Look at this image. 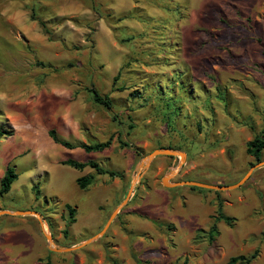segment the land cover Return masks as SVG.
<instances>
[{
	"label": "rangeland",
	"instance_id": "374dc122",
	"mask_svg": "<svg viewBox=\"0 0 264 264\" xmlns=\"http://www.w3.org/2000/svg\"><path fill=\"white\" fill-rule=\"evenodd\" d=\"M91 86L111 110L91 101ZM50 129L111 145L66 149ZM0 130L12 133L0 139V182L8 167L18 175L0 211L40 214L0 216V264H226L256 250L250 264H264V166L237 189L196 191L164 186L180 157L158 156L103 235L70 252L46 238L70 248L97 235L160 147L186 154L171 182L231 185L256 164L245 145L264 133V0H0ZM68 158L123 178L97 175L80 190L76 178L94 170L59 164ZM220 212L230 225L201 238Z\"/></svg>",
	"mask_w": 264,
	"mask_h": 264
},
{
	"label": "trees",
	"instance_id": "16d2710c",
	"mask_svg": "<svg viewBox=\"0 0 264 264\" xmlns=\"http://www.w3.org/2000/svg\"><path fill=\"white\" fill-rule=\"evenodd\" d=\"M30 19L31 21H36L38 25L40 26L42 32L47 35L48 37H51V31L48 29L46 23L38 18L36 16V12L34 7L30 9ZM128 40V39H127ZM127 40H122V41H127ZM120 75V72L113 78V82L116 83L118 81V77ZM113 83V84H114ZM127 88H121L120 91L126 90ZM160 90V89H159ZM183 91V89H181ZM85 91L90 97L91 101L97 105H100L104 107L106 110H111L113 107L112 100L107 97V96H102L100 92L95 89L93 86L90 88H85ZM184 92V91H183ZM134 93L130 94V97L135 98ZM165 96V95H164ZM158 99H162V96H158ZM11 131H5V130H0V139L6 136H11ZM49 138L53 141V143L58 144L66 149H75V148H80L82 149L85 153H100L104 150H106L110 145H111V139H108L105 142H94V143H79V144H73L70 143L66 140L61 139L55 129H50L47 132ZM164 148V147H160ZM246 154L252 158H254L257 162H260V156L262 151L264 150V133H260L258 135H255L251 140H249L246 145ZM167 149H170L167 147ZM136 155L139 156V153L136 152ZM62 165L69 166L73 169L83 171L86 167H90L91 169L94 170V173H89L86 175H83L81 177H78L75 182L77 187L80 190H87L88 187L93 183L95 176L97 175H109L110 177H117L119 179L123 178V173L122 172H116V171H111V170H106L102 168L98 163H96L93 160H88L87 162H79L77 160L68 158L64 159L59 162ZM18 175L14 171L13 168L8 167L4 175L1 179L0 182V196L6 195L10 189L11 185L17 180ZM34 187V186H33ZM36 189V188H35ZM191 190H196V191H204V189L196 188V187H191ZM39 190L36 189V199L39 195ZM65 209L68 211V223L67 225L70 226L71 224L75 223L76 218V208L66 204ZM218 210H220V206H218ZM222 220L228 225H230L232 219L223 215L221 212L219 214L218 219H214L213 223L210 225L209 229L207 231L199 230V235L201 238H206L209 242H213L215 238L219 235V231L217 228V223ZM64 237L68 236V231L64 230L63 231ZM199 238V237H198ZM258 255V251L256 250L252 255L246 257V256H236V257H231L227 261L226 264H250ZM109 261L114 262L110 257L108 258ZM41 264H51L50 261L47 262H42Z\"/></svg>",
	"mask_w": 264,
	"mask_h": 264
},
{
	"label": "water",
	"instance_id": "95a60500",
	"mask_svg": "<svg viewBox=\"0 0 264 264\" xmlns=\"http://www.w3.org/2000/svg\"><path fill=\"white\" fill-rule=\"evenodd\" d=\"M158 156H168V157L178 156V157H180L179 162L176 165V167L173 168L164 178H162L161 183L168 188L180 187V186H189V187H196V188H200V189L214 190V191L233 190V189H237V188L243 186L249 180V178L251 177L254 170L264 166V161L257 162L246 172V174L240 180H238L236 183L231 184V185L208 184V183L193 181V180H183V181L171 182V180L176 175H178V173L180 172V170L184 164L186 154L183 152H177L175 150L166 149V148L155 149L152 152H150L148 155H146L138 163V165L136 167V173H135L134 179L130 185V188L126 194V197L119 204V206H117V208H115V210L112 212V214L110 215V217L106 221L103 229L97 235L93 236L91 239L85 241L84 243L80 244L79 246L70 247V248H54V243H53L52 237L46 236L48 243H49V248L52 250H55L57 252H70V251L76 250L80 247H83L84 245L88 244L91 240L96 239L97 237H100L101 235H103L105 233V231L108 229V227L111 225L113 220L117 217V215L121 211V209L127 204L128 200L130 198V195L132 193V190L135 186V183L140 180V178L143 176V174L149 169V167L151 166L154 159ZM2 215H10V216L35 215L37 218H39V216H40V214L35 212V211H4V210L0 211V216H2Z\"/></svg>",
	"mask_w": 264,
	"mask_h": 264
},
{
	"label": "crops",
	"instance_id": "0c3cea01",
	"mask_svg": "<svg viewBox=\"0 0 264 264\" xmlns=\"http://www.w3.org/2000/svg\"><path fill=\"white\" fill-rule=\"evenodd\" d=\"M87 154V153H86ZM88 154H90V153H88ZM60 161H62V160H60ZM59 161V162H60ZM60 164V163H59ZM60 165H62V164H60ZM63 166H66V165H63ZM69 167V166H68ZM76 170V169H75ZM77 179V178H76ZM2 210H4V211H20V210H9V209H2ZM23 211H25V210H23ZM26 211H29V210H26ZM43 230L45 231L46 230V226L45 225H43ZM35 232V231H34ZM36 235H37V238H38V234L36 233ZM38 241V240H37ZM38 244H39V242H38ZM39 257H35V259H38ZM41 264V263H40Z\"/></svg>",
	"mask_w": 264,
	"mask_h": 264
}]
</instances>
